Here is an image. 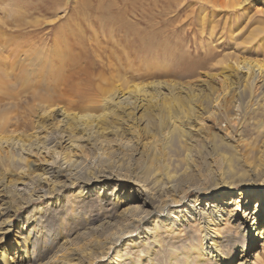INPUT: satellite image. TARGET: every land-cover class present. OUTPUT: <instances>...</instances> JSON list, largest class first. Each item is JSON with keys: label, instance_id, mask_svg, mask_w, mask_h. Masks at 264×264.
Listing matches in <instances>:
<instances>
[{"label": "rangeland", "instance_id": "1", "mask_svg": "<svg viewBox=\"0 0 264 264\" xmlns=\"http://www.w3.org/2000/svg\"><path fill=\"white\" fill-rule=\"evenodd\" d=\"M220 3L218 0L216 4L202 0H0V117L3 116L0 120L6 121L4 130L0 128V137L12 140L0 142V211L11 214L13 225L3 242L7 253L19 258V264L42 262L40 259L29 261L28 257L34 253L15 236L19 225L27 230L25 216L38 207H41L38 213L42 221L39 223L41 239L56 235L60 242L86 230L84 236L78 234L71 241L77 249L106 242L105 236L89 230L93 219L101 217L110 205L95 190L88 191L81 188V184H74L35 200L29 206L22 205L23 200L14 194L16 186L30 189L28 194L38 188L46 191L49 186L43 180L45 170L50 164L61 163L60 158L66 153L75 152L71 157L75 176L105 171L119 177L138 176L147 186L173 183L181 192H186L179 209L185 207L183 201L194 203L198 194L193 187L230 180L242 172L243 164L237 162L239 154L236 151L207 137L190 143L187 130L173 121L177 109L169 111L163 105L164 99H174V102L170 100L172 103L179 99L186 102L194 95L191 106L201 118L200 106L209 100L210 109L216 110L213 104L221 99V94L211 93L206 85L220 86L225 73L218 63L222 57L230 54L232 60L236 55L264 60V0H245L233 7ZM201 14L206 23L212 20L217 25L212 36L208 31L201 33L200 21L196 20ZM163 18L166 23H161ZM71 30L74 33L70 34ZM79 33L84 43L77 45L74 37ZM150 36L152 41H148ZM58 45L72 48L74 56L66 60L54 78L46 53L51 52L53 57ZM41 61L46 71L38 73ZM238 71L239 74L247 73L243 67ZM147 82H161L158 100L153 106L144 104L138 110L133 106L122 108V104L115 103L118 98L131 96L129 91L135 84L141 86ZM186 86H190L189 91ZM33 90L44 94L46 100L33 99ZM141 93L134 92L132 96L138 99ZM110 96L116 98L111 100ZM51 104L69 106L78 114L86 112L95 116L93 129H98L95 133L98 142L92 144L94 141L78 137L82 135L80 128L71 129L70 132L78 137L75 143H79V147L63 148L57 154L51 150L49 153L48 149L38 152L35 146L38 148L42 144L48 148L58 138L61 128H69L49 114ZM138 104L137 100L135 105ZM208 123L206 118L201 120L202 126ZM225 125L223 122L222 126ZM180 127L181 131L177 129ZM17 140L21 146L12 144ZM115 183L111 181L108 185L111 187ZM128 194L129 191L123 195L119 192L118 196ZM213 196H199L198 203L216 201L217 196ZM228 200L224 198L221 205L225 206ZM252 202L251 208L255 204ZM193 224H190L191 237L185 228L181 230L177 226L176 236L170 241L175 252L169 241L164 240V251L155 253L154 261L142 263L170 264L181 255L182 248L189 247L193 249L191 264L199 260L203 264H217L204 255L207 247L198 250L205 245L200 237L205 233L201 223ZM228 225L229 222L226 227ZM221 226L219 236L225 233L231 240L238 239L235 229ZM16 241L20 244L15 254ZM234 241L222 249L227 256L225 264H264V237L249 238L248 252L243 257ZM125 250L131 253V258L141 257L131 246H125ZM197 254L201 258L197 259Z\"/></svg>", "mask_w": 264, "mask_h": 264}, {"label": "bare ground", "instance_id": "2", "mask_svg": "<svg viewBox=\"0 0 264 264\" xmlns=\"http://www.w3.org/2000/svg\"><path fill=\"white\" fill-rule=\"evenodd\" d=\"M202 1H208L213 4L217 3V0ZM218 1H221L224 6L233 7L241 5L245 0ZM199 5H202V3H199ZM204 18L202 14L196 18V20L200 21L201 33L208 31L207 33H209V36H212L217 25H215L212 20H208L206 23ZM163 19V22H160L166 23L164 22L165 19ZM152 29H154V27ZM162 31L159 32V34H161ZM72 32L74 33V30H71L70 34ZM156 34L157 32L154 33L155 36ZM81 35L79 33V36L74 37L75 44L79 45L80 43H84V39ZM150 38L151 36L148 41H152ZM70 47L65 45L63 48H60V45H58L57 50L53 51V57L51 56V52L46 53V58L51 60L49 63L53 68V73L51 72V75H54V78H56L63 69L66 60L74 56L72 48ZM54 56L56 58H54ZM231 56L232 55L228 54L227 57H222L218 62L222 64V68L225 69L223 76L221 74L222 81L220 86L217 87L218 89L206 85V88L211 91V93L218 92V94H221V99L213 104L217 106L216 110L210 109L208 104L209 100H207L205 105L200 106V111H198V113H202V117L199 118L195 114V109L191 106L190 100L194 98V95L186 102L179 99L176 100V103H172L170 102L171 99L169 101L164 99L163 105H165L169 111L177 109L178 113L173 116V121H176L177 124H181L182 127L187 130L186 135L190 143L194 140L196 141L200 138L207 137L211 139V141L214 140L219 142L232 152L236 151V153L239 154L237 162L239 161L243 164L242 172L233 176L230 180H219L213 185L202 188L193 187L196 194H198L196 195L194 203H191V201H188V203L183 201L184 203H182V206L185 207L179 209V204L182 202L186 192H181L182 190L176 188L173 183L167 186L161 184L157 186H147L146 181L137 178L138 176L119 177L105 171L91 172L82 177L75 176L77 173L73 171L74 169L71 163V157L75 152L73 151V154L66 153L61 156V163L50 164L45 170V175L42 174L44 175L43 180L46 185L49 186L46 191L38 188L32 189L33 191L31 190L32 192L28 194V190L30 189L16 186L14 194L23 200L22 205L29 206L35 200L49 197L51 193H57L59 189L71 187L74 184H81V188H86L88 191L95 190L98 195L102 194L105 203L107 201V204L110 203V205L107 206L106 212H104L101 217L93 219L94 225H90L89 230H91V232H98V236H105L106 242H102L96 247L90 246V248L77 249L72 245L73 242L71 241H73L74 237L78 234H85L86 230L81 232L78 231V233L71 238H64L60 242V238L56 237V235L52 236V238L49 237L47 240L41 239V232L39 231L41 227L39 223L42 221L38 216L41 207H38L33 209L28 217V214L25 216L27 230L23 225H19V229L15 232V236L22 240L28 250L31 248V253H34L28 257L29 261L40 259L42 262L39 264H139L143 261H154L152 259L153 255L157 252L161 253L164 251L165 241H169L170 245H168L171 246L170 241L176 236L175 231L178 225L180 226L178 229L182 230L185 228L188 233L190 232L189 237H191L193 236V232L190 228L193 223L197 222V224L201 223L202 230L205 233L200 236L205 242V245H201V249L198 250L201 251L207 247L208 250L204 253L207 258L211 260L213 258V261L217 264H225L227 256L223 254L222 249L225 245L231 244V241L233 242L234 240H231L230 235L225 233L219 236L218 233H220L223 227L221 226L222 224L226 227L229 222V225L226 227L227 230L235 229L238 232V239L234 241V246H236V248L240 247L238 251L241 252V257L248 252L247 244L249 238L255 235L264 237V225H261L264 219V60L258 58L251 59L239 55H236L232 60V58H230ZM54 59L57 61H54ZM41 62V67L37 68L38 73L39 71H46L45 63L43 61ZM240 67L246 68L247 73L239 74L238 69ZM45 75L47 76L48 72L45 73ZM159 84H161V82H147V84H144L146 87L142 84L141 86L135 84L133 89L129 91L130 93L128 92L131 96H123L122 99L118 98L115 103L122 104V108L133 106L138 110H140L144 104L153 106L157 102L160 93L158 90ZM144 88L148 91H145ZM186 89L189 91L190 86H186ZM139 91L142 92L141 94L143 95L140 94L141 96H139L138 99L134 98L132 96L134 92L140 93ZM31 93L32 98L35 100H46L45 95L40 91L33 90ZM129 97L133 98L130 99ZM115 98L114 96H110L109 99L112 100ZM137 100L139 104L135 105ZM172 100L173 102L175 101L174 99ZM48 110H50L49 114L56 116L55 118H57L58 123L64 126L66 125L69 128L67 129L68 131L65 130L64 127L63 129L61 128V130L58 131V138L54 141V144L48 148L42 144H38V148L35 146L38 152H40V150L43 152V150L48 149V152L51 150V152L57 154L61 153L63 148L72 149L73 147H79V143H75L78 137L94 141L92 144H94L95 141L98 142V138L95 136L98 129H93V120L96 117L92 114L86 112L78 114L71 111L69 106L63 107L54 104H51ZM128 113L129 112L126 114ZM0 118H3V116ZM205 118L209 123L206 126H202L201 120ZM223 122H226L225 127L222 126ZM193 123L196 125H193ZM5 125L6 121L1 119L0 128L2 130H4ZM175 127L178 126L175 125ZM78 128L82 130V135L76 137L77 135L72 134L70 131L71 129ZM177 129L181 131V127ZM192 129L194 131H192ZM189 132H195V134ZM2 137L3 136L0 137V142H2V140L7 143L12 141L10 137H5L6 139ZM18 140L14 141L12 144L15 145L17 143L19 146ZM118 140L120 142L121 138ZM125 142L128 143L126 140ZM21 144L24 145L23 142ZM23 148L27 149L25 147ZM17 155L18 154H16V156ZM11 157H13V155ZM60 178H63V180ZM111 181L116 183L110 187L108 184ZM247 189H249L246 191L247 196L243 197ZM125 191H129L127 196H118L119 192L123 195ZM204 194L206 196L208 195V197H214L213 195L217 196L215 199L216 201H211L209 203L206 201L201 205V203H198V198ZM205 198L208 199L207 197ZM224 198H228L229 200L225 203V206H222L221 204H223ZM252 201H254L255 204L251 208L249 205L253 203ZM228 205L230 206L228 207ZM3 207L4 210H7L5 206ZM1 211L0 264H19V258L10 256L4 247L5 243L3 242V238L11 230L13 222L11 220V214L6 211ZM150 218L151 220H149ZM232 219L234 222L231 221ZM221 220H224V222H221ZM128 237L130 238L126 239ZM170 237H172V239H170ZM125 239L127 241H125ZM16 243L18 244H16L15 247V254L18 251L20 242L16 241ZM39 246L43 249L39 250ZM125 246H131L133 251H139L141 257H137L136 259L135 257L131 258V253L126 252ZM172 246L171 250L173 251ZM37 248L38 250H36ZM181 251V255H179L177 260L169 262L170 264H191V252L193 249L186 247L182 248ZM173 252H175V250ZM176 255H178V252ZM196 256L197 259L201 258L200 254ZM196 264L203 263L199 260Z\"/></svg>", "mask_w": 264, "mask_h": 264}]
</instances>
